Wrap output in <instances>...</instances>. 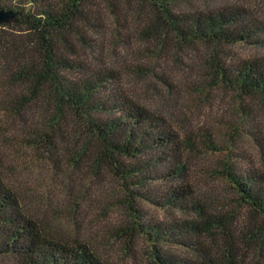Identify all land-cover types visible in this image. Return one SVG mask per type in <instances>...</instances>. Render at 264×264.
Returning a JSON list of instances; mask_svg holds the SVG:
<instances>
[{
  "label": "trees",
  "instance_id": "obj_1",
  "mask_svg": "<svg viewBox=\"0 0 264 264\" xmlns=\"http://www.w3.org/2000/svg\"><path fill=\"white\" fill-rule=\"evenodd\" d=\"M0 9L18 13L0 24L2 112L18 120L26 145L52 171L67 168L116 182L115 232L124 246L131 249L144 238L153 264H248V253L264 258V169H242L228 160L220 172L245 207L239 222L233 212L200 198L190 172L195 134L175 130L172 106L141 102L120 84L127 72L168 101L178 86L190 85L187 76L149 68L143 60L127 62L114 50L135 43V54L158 61L168 50L200 46L208 51L211 86L254 100L264 112L263 19L240 1L192 6L187 0H0ZM104 14L111 19L109 39ZM236 43L251 54L228 55L225 47ZM106 51L112 58H105ZM249 135L264 147L258 134ZM142 204L166 218H151ZM0 258L4 264H106L84 242L45 232L1 175Z\"/></svg>",
  "mask_w": 264,
  "mask_h": 264
},
{
  "label": "rangeland",
  "instance_id": "obj_2",
  "mask_svg": "<svg viewBox=\"0 0 264 264\" xmlns=\"http://www.w3.org/2000/svg\"><path fill=\"white\" fill-rule=\"evenodd\" d=\"M221 1H240L264 20V6L259 0H187L192 6L215 5ZM103 20L105 36L109 39L112 34L111 19L104 14ZM135 46L134 43L127 50L122 46L115 47V56L120 54L130 63L143 60L149 68H165L175 77L186 75L190 85L178 86L174 90L177 94L168 101L164 92L156 98L149 91L150 83H139L127 72L121 75V86L141 102H151L154 107L161 108L172 106L175 130L179 133L193 132L198 140L195 145L197 152L190 164L198 196L205 201L211 199L213 208L233 212L239 222L246 212L245 207L237 202L220 172L228 160L238 163L242 169L249 165L264 169V147L258 148L249 135L253 130L264 141V112L261 106L254 100H238L233 93L220 86H211L205 75L208 72L205 64L208 51L200 46L177 53L168 50L158 61L154 55L142 59V54L134 53ZM225 48L232 57H245L252 51L238 43ZM105 58H112L108 51ZM153 86L160 87L158 84ZM4 90L5 86L0 85V102L5 98ZM25 138L26 135L18 127V120L2 112L0 104L1 178L16 193L24 211L45 232L56 239L75 238L84 242L106 264H153L144 238L140 237L128 249L117 237V208L112 200L118 192L116 182L107 178L98 182L89 176H78L67 168L52 171L44 156L26 145ZM201 140L209 144L202 145ZM142 208L153 219L166 218L160 209L146 204H142ZM170 250L178 255L184 254L176 247H170ZM254 259L264 264V258L255 254L248 253L245 258L248 264H254ZM5 262L0 258V264Z\"/></svg>",
  "mask_w": 264,
  "mask_h": 264
},
{
  "label": "water",
  "instance_id": "obj_3",
  "mask_svg": "<svg viewBox=\"0 0 264 264\" xmlns=\"http://www.w3.org/2000/svg\"><path fill=\"white\" fill-rule=\"evenodd\" d=\"M17 15H18L17 12L0 9V24L6 23L14 19Z\"/></svg>",
  "mask_w": 264,
  "mask_h": 264
}]
</instances>
